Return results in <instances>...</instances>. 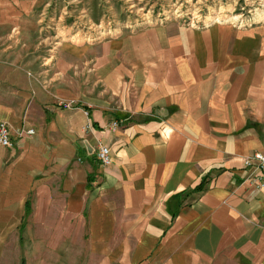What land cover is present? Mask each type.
Instances as JSON below:
<instances>
[{"label":"crops","instance_id":"0c3cea01","mask_svg":"<svg viewBox=\"0 0 264 264\" xmlns=\"http://www.w3.org/2000/svg\"><path fill=\"white\" fill-rule=\"evenodd\" d=\"M208 23L69 42L29 67L42 80L0 105L2 204L24 218L30 201L25 232L84 238L111 264H264V184L242 163L264 152V22Z\"/></svg>","mask_w":264,"mask_h":264},{"label":"rangeland","instance_id":"374dc122","mask_svg":"<svg viewBox=\"0 0 264 264\" xmlns=\"http://www.w3.org/2000/svg\"><path fill=\"white\" fill-rule=\"evenodd\" d=\"M170 18L247 26L264 22V0H0V105L18 102L27 77L40 82L42 73L29 67L52 63L62 45ZM2 202L0 192V264H111L84 238L52 232L49 242L39 230L25 232L18 204L11 214Z\"/></svg>","mask_w":264,"mask_h":264},{"label":"built area","instance_id":"2783aa9c","mask_svg":"<svg viewBox=\"0 0 264 264\" xmlns=\"http://www.w3.org/2000/svg\"><path fill=\"white\" fill-rule=\"evenodd\" d=\"M217 22H222L221 20H218ZM207 24H203V26H206ZM60 105H62L64 108H73L76 106L74 102H62ZM118 122H114L113 126H117ZM34 129L33 128H27L25 126H22L18 129V134L21 136L33 134ZM14 145V140L12 136V129L10 124L2 120L0 121V146L3 147H12ZM96 156L98 160L102 164H110L112 163V154L111 149L107 145H100L98 149L96 150ZM242 163L245 169L248 168H254L257 170V175L255 180L258 181L260 184H264V152L261 151H255L254 153L245 156L242 159ZM248 181L252 182V180L248 179Z\"/></svg>","mask_w":264,"mask_h":264},{"label":"trees","instance_id":"16d2710c","mask_svg":"<svg viewBox=\"0 0 264 264\" xmlns=\"http://www.w3.org/2000/svg\"><path fill=\"white\" fill-rule=\"evenodd\" d=\"M204 183H205V181L201 182V183L196 187V190H200V189H202L203 186H204ZM29 212H30V201H27L25 217L28 216ZM25 217H24V218H25ZM24 218H23V223H24ZM21 225H22V224H21ZM21 229L24 230V225L21 227ZM20 238L23 239V236L21 235Z\"/></svg>","mask_w":264,"mask_h":264}]
</instances>
